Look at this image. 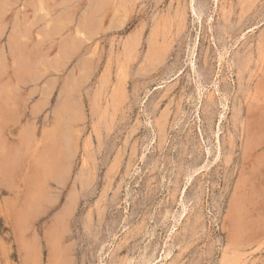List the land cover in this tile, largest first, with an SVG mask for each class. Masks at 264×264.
<instances>
[{"label":"rangeland","instance_id":"1","mask_svg":"<svg viewBox=\"0 0 264 264\" xmlns=\"http://www.w3.org/2000/svg\"><path fill=\"white\" fill-rule=\"evenodd\" d=\"M0 264H264V0H0Z\"/></svg>","mask_w":264,"mask_h":264}]
</instances>
